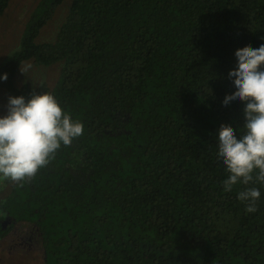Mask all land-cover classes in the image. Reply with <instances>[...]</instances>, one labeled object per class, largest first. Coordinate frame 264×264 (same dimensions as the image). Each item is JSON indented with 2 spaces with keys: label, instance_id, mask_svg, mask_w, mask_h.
I'll list each match as a JSON object with an SVG mask.
<instances>
[{
  "label": "trees",
  "instance_id": "16d2710c",
  "mask_svg": "<svg viewBox=\"0 0 264 264\" xmlns=\"http://www.w3.org/2000/svg\"><path fill=\"white\" fill-rule=\"evenodd\" d=\"M63 1L37 0L0 87L53 93L84 134L33 179L7 180L0 238L33 224L44 264H264V184L225 192L217 157L221 123L246 131L244 102H222L235 51L264 43V0H70L37 42ZM26 61L60 63L57 79L15 86ZM247 187L256 212L237 198Z\"/></svg>",
  "mask_w": 264,
  "mask_h": 264
},
{
  "label": "clouds",
  "instance_id": "9594fccd",
  "mask_svg": "<svg viewBox=\"0 0 264 264\" xmlns=\"http://www.w3.org/2000/svg\"><path fill=\"white\" fill-rule=\"evenodd\" d=\"M235 56L237 67L228 77L236 90L226 94L222 103L244 102L246 131L238 137L231 124L219 127L217 157L229 173L222 182L225 192L237 184H264V43L238 48ZM20 71L26 75L28 66ZM0 78L7 80V73ZM6 109V114L0 115V176L12 182L33 179L62 145L70 146L84 134L83 123L73 120L51 92L33 90L27 98L9 96ZM260 196L257 187H247L237 198L251 213L258 210Z\"/></svg>",
  "mask_w": 264,
  "mask_h": 264
},
{
  "label": "rangeland",
  "instance_id": "374dc122",
  "mask_svg": "<svg viewBox=\"0 0 264 264\" xmlns=\"http://www.w3.org/2000/svg\"><path fill=\"white\" fill-rule=\"evenodd\" d=\"M37 0H9L5 12L0 16V62H4L19 47L23 25ZM70 0H64L55 10L53 17L41 29L37 42L52 41L60 22L65 18ZM56 63L50 66L34 65L24 62L20 67L28 66L26 75L18 69L13 78L15 86L28 84L36 86L41 82L52 84L58 77L59 68ZM7 93L0 88V115L6 114ZM9 184L0 176V200L7 194ZM5 222L11 223L9 217ZM43 249L36 228L27 222H14L12 229L0 238V264H44Z\"/></svg>",
  "mask_w": 264,
  "mask_h": 264
},
{
  "label": "flooded vegetation",
  "instance_id": "af4514ba",
  "mask_svg": "<svg viewBox=\"0 0 264 264\" xmlns=\"http://www.w3.org/2000/svg\"><path fill=\"white\" fill-rule=\"evenodd\" d=\"M1 88V87H0ZM4 224H6L5 220H4Z\"/></svg>",
  "mask_w": 264,
  "mask_h": 264
}]
</instances>
